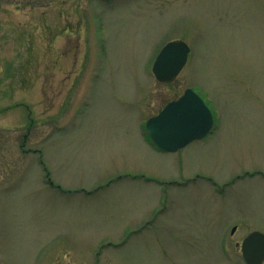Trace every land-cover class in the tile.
<instances>
[{
	"label": "rangeland",
	"instance_id": "rangeland-1",
	"mask_svg": "<svg viewBox=\"0 0 264 264\" xmlns=\"http://www.w3.org/2000/svg\"><path fill=\"white\" fill-rule=\"evenodd\" d=\"M171 40L188 60L160 83ZM188 88L213 128L159 152L144 126ZM252 231L264 0H0V264H245Z\"/></svg>",
	"mask_w": 264,
	"mask_h": 264
},
{
	"label": "water",
	"instance_id": "water-1",
	"mask_svg": "<svg viewBox=\"0 0 264 264\" xmlns=\"http://www.w3.org/2000/svg\"><path fill=\"white\" fill-rule=\"evenodd\" d=\"M189 51L182 41L167 43L152 65L155 79L161 83L174 80L184 68ZM213 122L212 113L201 97L186 89L178 100L170 102L157 116L150 118L145 127L158 148L175 152L204 138L211 131ZM235 229L231 230V234ZM240 251L245 264H262L264 234L257 231L250 233L242 241Z\"/></svg>",
	"mask_w": 264,
	"mask_h": 264
},
{
	"label": "flooded vegetation",
	"instance_id": "flooded-vegetation-1",
	"mask_svg": "<svg viewBox=\"0 0 264 264\" xmlns=\"http://www.w3.org/2000/svg\"><path fill=\"white\" fill-rule=\"evenodd\" d=\"M100 1H102V2H109V1H111V0H100ZM171 41H172V40H171ZM173 41H175V40H173ZM168 42H170V41H168ZM168 42H167V43H168ZM176 99H177V98H176ZM176 99H175V100H176ZM170 102H171V101H170ZM167 104H168V103H167ZM164 106H165V105H164ZM164 106H163V107H164ZM160 111H161V110H160ZM160 111H159V112H160ZM159 112H158V113H159ZM158 113H157V114H158ZM145 133H146V132H145ZM146 137H147V139H148L150 145H151L154 149H156V150L159 151V152H164V151L160 150L159 148H157L153 142H151V140L149 139V137L147 136V134H146ZM178 151H179V150H178ZM178 151H177V152H178ZM230 233H231V232H230Z\"/></svg>",
	"mask_w": 264,
	"mask_h": 264
}]
</instances>
